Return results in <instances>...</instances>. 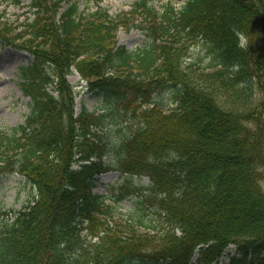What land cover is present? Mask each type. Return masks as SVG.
Returning <instances> with one entry per match:
<instances>
[{"label": "trees", "instance_id": "16d2710c", "mask_svg": "<svg viewBox=\"0 0 264 264\" xmlns=\"http://www.w3.org/2000/svg\"><path fill=\"white\" fill-rule=\"evenodd\" d=\"M63 1L33 0L35 18L15 28L0 16V39L34 56L21 69L31 111L0 131V179L20 173L37 189L0 237V264H196V253L197 264H219L232 244L224 264H264V0H187L179 12L169 4L162 20L154 0H141L130 14L144 11L149 26H139L152 44L137 51L117 44L127 18L99 4L82 14L78 2L57 18ZM199 39L217 69L184 63ZM73 66L131 112L137 129L118 168L150 179L147 201L165 229L121 221L94 194L112 167L108 116L84 106L75 115ZM169 83L181 92L167 112L152 95Z\"/></svg>", "mask_w": 264, "mask_h": 264}, {"label": "rangeland", "instance_id": "374dc122", "mask_svg": "<svg viewBox=\"0 0 264 264\" xmlns=\"http://www.w3.org/2000/svg\"><path fill=\"white\" fill-rule=\"evenodd\" d=\"M138 0H103L102 5L109 9L111 15L116 17L118 14L132 10L134 3ZM76 2L70 0L67 5ZM80 10L92 11L95 8L94 0H79ZM187 0H159L153 3L159 12H163L172 4L175 10L183 8ZM31 0H23L21 6L12 5L5 0H0V11L5 12L10 22L16 23L32 16L29 5ZM118 42L127 46L129 50H140L152 44L148 34L136 27L129 29L122 28L118 34ZM210 46L199 41L189 50L188 62L201 63L207 65L211 59ZM32 60V56L27 52L6 44L0 40V130L11 132L25 122L32 105L31 99L22 92L20 77L21 69L27 66ZM74 86L76 94V109L84 105L88 110L95 112H105L109 117L108 125L105 128L106 140L108 143V154L105 161L115 164L120 158L119 150L125 139L131 134L132 125L129 115L116 104L109 102L103 95L91 93L86 90V83L80 80L78 73L69 77ZM154 100L164 109L176 107V90L173 86L156 92ZM128 135V136H127ZM127 136V137H126ZM125 174L117 170L103 173L98 178L95 194L99 195L106 206H111L115 214L123 219L136 220L144 216L147 224L162 225V217L157 209L148 206L145 202V195L150 191L141 189L137 192L126 195L124 199H119L121 193L126 192L121 186H126L127 179ZM134 185L148 186V178H133L131 183ZM36 191L28 183L26 178L19 173L6 174L0 179V236L3 235L6 227L14 220V210L19 211L31 204L34 200ZM133 220V219H132ZM143 222V223H145ZM144 225V224H143ZM146 225V224H145ZM145 227V226H143ZM229 253L235 252V247L231 246ZM224 260V259H223ZM224 261H228L226 257Z\"/></svg>", "mask_w": 264, "mask_h": 264}, {"label": "bare ground", "instance_id": "6f19581e", "mask_svg": "<svg viewBox=\"0 0 264 264\" xmlns=\"http://www.w3.org/2000/svg\"><path fill=\"white\" fill-rule=\"evenodd\" d=\"M82 236H83L84 238H86V237L88 236V230H87V231H84V232L82 233Z\"/></svg>", "mask_w": 264, "mask_h": 264}]
</instances>
